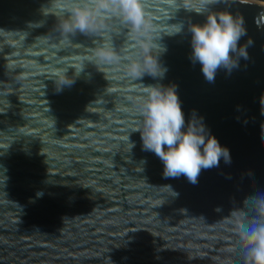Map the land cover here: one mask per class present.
I'll return each instance as SVG.
<instances>
[{
	"label": "water",
	"instance_id": "1",
	"mask_svg": "<svg viewBox=\"0 0 264 264\" xmlns=\"http://www.w3.org/2000/svg\"><path fill=\"white\" fill-rule=\"evenodd\" d=\"M86 3L0 0V264H233L230 215L264 193V0H217L203 13L143 0L142 39L152 55L166 49L163 78L129 75L141 49L115 13L98 16L93 35L62 36L59 19ZM207 11L245 29L246 58L234 53L213 82L190 59L189 26ZM106 42L120 59L96 64ZM149 86L174 87L185 127L202 123L230 163L195 184L164 178L135 131Z\"/></svg>",
	"mask_w": 264,
	"mask_h": 264
},
{
	"label": "clouds",
	"instance_id": "2",
	"mask_svg": "<svg viewBox=\"0 0 264 264\" xmlns=\"http://www.w3.org/2000/svg\"><path fill=\"white\" fill-rule=\"evenodd\" d=\"M53 2V0H52ZM175 10L180 7L203 13L217 0H166ZM104 13H115L131 28V36L141 49L135 62L129 66V75L142 77L145 73L163 78L167 71L157 59V54L165 51L160 45L155 55L145 47L142 38L151 40L150 28L144 13L143 0H87L85 6L73 7L69 14L59 19L58 31L69 39V34L77 31L93 35L98 30L96 19ZM169 35L179 33L182 25ZM191 56L193 63L201 65V71L209 82L215 80L218 69H231L237 64L233 54L247 56L244 48L238 49V41L245 33L243 20L230 12L207 11L203 24H191ZM96 64L113 63L120 59L113 44L106 42L96 49ZM63 81L60 84H69ZM140 105L142 127L136 129L141 134L143 150L153 152L163 163L164 178L185 176L189 182H198L202 169L218 167L221 158L230 163L229 150L222 147L216 137L205 130L202 123L189 121L185 127V117L179 97L174 87L149 86ZM170 188V186H166ZM235 242L230 244L224 258L239 261L240 264H264V193H256L244 202V206L231 213Z\"/></svg>",
	"mask_w": 264,
	"mask_h": 264
}]
</instances>
